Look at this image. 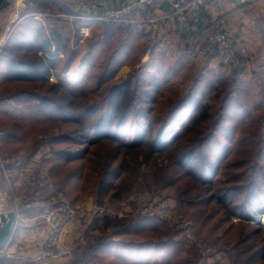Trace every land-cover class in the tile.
Segmentation results:
<instances>
[{
	"label": "trees",
	"instance_id": "obj_1",
	"mask_svg": "<svg viewBox=\"0 0 264 264\" xmlns=\"http://www.w3.org/2000/svg\"><path fill=\"white\" fill-rule=\"evenodd\" d=\"M32 3L35 12H75L69 0ZM84 22L92 35L81 55L56 24L26 17L17 25L0 54V148L14 137L13 152L25 162L39 154L38 167L67 199L92 197L97 207L86 236L105 234L91 241L93 264H159L162 250V264H215L209 258L216 252L230 264H264L262 223L249 222L251 213L264 214V68L251 80L241 78L246 69L225 63L217 72L197 70L188 46L172 53L134 24ZM193 32L182 31L185 44ZM148 46V60L117 77L124 65H138ZM78 58L89 71L74 90L61 78ZM188 84L187 92L178 90ZM161 97L167 109L157 106ZM36 171L41 178L18 202L23 213L26 203L53 195ZM130 172L161 200L175 199L185 227L136 205L122 215L100 213L123 196ZM39 190L46 195L38 197Z\"/></svg>",
	"mask_w": 264,
	"mask_h": 264
},
{
	"label": "crops",
	"instance_id": "obj_2",
	"mask_svg": "<svg viewBox=\"0 0 264 264\" xmlns=\"http://www.w3.org/2000/svg\"><path fill=\"white\" fill-rule=\"evenodd\" d=\"M124 1L126 0H78L75 1L78 3L74 4V6H76L75 12L70 14L68 12H35L33 10L32 0H17L14 7L10 6L0 12V26L2 30L5 24L9 21L20 20L17 22L18 25L23 22L26 17H31L34 20L42 21L46 28L50 24H56L62 36L71 40L74 37L70 38L62 32L61 29L63 21L59 20H66L63 22L64 26H66L65 23L70 25L72 28L74 25L75 34L79 26L86 24V22H84L85 19L79 17L70 20L69 18L66 19L62 15L88 16L101 10L103 7H117ZM173 1L174 0H163L160 9L157 11L148 10L143 18L144 21L136 24V28H144L145 31L149 30L152 39L156 41L158 47L164 50H167V48L164 46L165 42L162 41L163 37L170 40L175 37V40L178 41V43L183 41V38L181 37L182 31H180L177 27L174 16H172L171 13ZM253 1L254 3L252 7H245L236 3L234 0H206L201 9L202 16L207 17L215 27L228 33L229 36L234 39V43L237 47L247 46L250 56H248L249 64L246 67L247 71L245 70V72L242 73V75L246 74L243 77L245 80L252 79V72L256 67L262 66L264 68V0ZM250 9H253V11L248 12ZM161 16H163L162 19H160ZM45 20H49V22H47L48 25L45 23ZM81 22H83V24ZM17 25L15 29L18 27ZM195 29H197V27L191 30L194 31L193 33L195 34L192 40L185 44L188 46L187 50L190 57L196 61L201 59V57H206V62L209 63V66L206 65L205 68L217 72L219 69V64L217 63L224 64V59L204 43H201L200 41L197 42V36L200 31L198 32ZM73 41L74 40L72 39V42ZM73 46L80 49V55L84 53L85 48L83 46L85 45H81L79 41H77V44ZM257 47H261V49H256ZM192 48L193 52L191 51ZM148 58H146L144 54L138 65H124L122 68H125V71L129 72V68L133 67L132 72L130 73L131 75L133 71L139 65L144 64ZM76 61L78 63L81 59L78 58ZM38 158L39 154L27 162L28 164L37 162ZM35 166H37V163ZM42 170L45 172L44 169ZM15 182L16 181H14V183ZM14 183L12 181H8V186L12 193H15V190H19L21 192L25 190V185L20 186L18 190L15 189L13 186L17 187V185ZM5 191L8 195L7 190ZM12 202L13 200L10 199L7 205L12 204ZM46 202H44L42 207H37L35 205L39 204V201H32L23 206L25 211L23 213L24 218L19 220L16 225L12 238L8 244L9 254L4 256L1 264H70L72 259L78 256L76 255V250L78 249L77 246L80 244L81 246L84 245L82 241L87 237V224L79 220H72L63 224L60 241L56 242L54 246L55 251L58 252L57 256L43 255V246L50 233V227L46 222V227L44 225H39L35 218L43 217L41 215H43L45 209L48 208H46ZM31 205L33 206L30 207ZM41 208H44L43 212H39Z\"/></svg>",
	"mask_w": 264,
	"mask_h": 264
},
{
	"label": "rangeland",
	"instance_id": "obj_3",
	"mask_svg": "<svg viewBox=\"0 0 264 264\" xmlns=\"http://www.w3.org/2000/svg\"><path fill=\"white\" fill-rule=\"evenodd\" d=\"M70 1L74 2V4L78 3V2H75L78 0H70ZM16 2H17V0H12L11 6L14 7ZM252 6H249V7H252ZM74 7H76V6H74ZM252 11H253V9H250V11H248V12H252ZM62 16L65 17L66 19H68V17L71 15L64 14ZM59 21L64 22L66 20H59ZM47 22H49V20H47V21L45 20V23L48 25ZM63 22H62V29H61L62 32L65 35L69 36L70 38L74 37L72 39L75 41L76 36L74 34V25H73V28L70 25H67L66 23H65L66 26H64ZM71 25H72V23H71ZM223 32H225V31H223ZM226 34L229 36L228 33H226ZM263 37H264V35H263ZM229 38L233 41V44H234L237 52H240V53L244 52L245 54L244 53L243 54H244V56H247V58H248V56H250V52H249L247 46L237 47L234 43L235 42L234 39L231 36H229ZM72 39H71V42H72ZM162 41L165 42L164 46H165V48H167V51H169V52L174 53V52H177L181 49H186L185 42L181 41L178 43V41L175 40V37H173L171 40L163 37ZM79 43L81 45H85L84 42H82V43L79 42ZM75 44H77V42H75V43L72 42V45H75ZM83 47L85 48V46H83ZM241 48H243L245 51H240ZM256 49L260 50L261 47H257ZM146 51H147V49H146ZM146 51H145V53H146ZM253 52H254V50H253ZM207 63L208 62H206V57H201V59H199L198 61L193 59V62H192L193 68H196L197 70L200 68H204L206 65L209 66V63L208 64ZM217 64H219V68L221 65H224L223 63H217ZM248 64L249 63L247 60V65ZM214 67H216V66H214ZM132 69H133V67H130L129 72H127V71H125V68L124 69L122 68L118 72L117 77H119V78L128 77L130 75V73L132 72ZM88 71H89V65H87L86 62L81 61L79 64H77V62H74L73 64H71L67 67V70L63 73L61 79L64 83H66L72 89L79 90L86 80ZM245 75L246 74H243V75L241 74V78H243ZM51 79L57 80L58 78L55 76L54 77L51 76ZM190 85L191 84H188V85L182 86V87H178V90L182 93H185V92H187V90H189ZM156 104H157V106H159L163 109H167V107L169 106V101L167 98L161 97L157 100ZM14 141H15V138L13 137L12 141L10 142L9 148L7 150H3L0 148V157L4 160V163H5L4 166L6 169V171H5L3 169V167H1V165H0V191H1V193H6L5 190H7V192L10 191L9 193L11 196H17V195L21 196V198L19 199V201H20L22 199V195H25V192L19 191L18 190L19 187L22 185H25L26 190L30 191L31 187H28V186H33L36 183L37 179H40L41 177L36 178L37 171H33L34 175L32 177V180L29 183L24 184L25 182L19 176L20 174L17 173L20 171V167L22 168L21 171L23 172L27 168L29 169L31 167H35L36 163H37V165H39V162L37 161L34 163H30V164H28V162H26V163L21 162L20 164H15L16 158H20V157L18 156L19 154L14 153L12 150L13 146L11 143ZM159 161L160 160L157 159V162H159ZM144 168H145V165H141V171H143ZM7 170L11 176H9L8 178H5L6 176H5L4 172H7ZM39 175H40V173H39ZM47 177H48V180L58 183L57 181L53 180L51 177H49V176H47ZM125 179L124 180H125L126 184L129 186H128V189L124 192L123 196L120 199L108 201L104 206L98 207V209L100 210V213L107 212V213H111V214L122 215L123 213L129 212L132 209H134L135 207L132 205H136L137 208H140L142 210H151V212L159 214L163 218L169 220V222L172 226L176 225L178 227H185V225L189 222V221L186 222V221L181 219V208L175 199L170 198V197H166V198L161 200L160 197H158V195H153L150 192V190L147 188L142 176L130 172V174H127V178H125ZM8 181L9 182L12 181L13 183H14V181H16L15 183H16L17 187L16 186H13V187L15 189H17L18 191L15 190V193H13L15 195H13L11 190L9 189ZM47 188H48V183H47ZM37 192H39L38 197H44L46 195L45 191H43V190H39ZM11 199H13V198H11ZM57 200L58 199H53V197L46 200L47 202L42 200V199H39L38 200L39 204H35V205L37 207H40V206L42 207L44 202L49 203V204H52V202H53V204H54L57 202ZM68 200L71 201V202L70 201H68V202L71 203L70 205H72V206L87 207L91 211L96 209V207H97L93 203V199L90 195H82L76 199H68ZM58 201H60V200H58ZM14 205H15V203H14V199H13L12 204H9L8 206L12 207ZM32 206L33 205H31L30 207H32ZM36 206H34V207H36ZM54 206H58V205H54ZM18 207L21 210L20 206H18ZM47 207H50V205H47L46 208ZM44 208H41V210L39 212H43ZM21 212H22V210H21ZM91 214H93V213H91ZM251 215L253 216V219L249 220L251 225L255 224L257 222H261L262 227H263L261 232H262V234H264V220H263L264 214L251 213ZM35 219L37 220V223L39 225L45 226V220L43 217H38ZM232 219L238 220L239 217L234 215L232 217ZM18 222H17V224H18ZM185 230H186L188 239H191L192 236L190 234V231L188 229H185ZM102 235H105V234L100 231V234L98 236H95L94 234H90L88 237L84 238L82 241V243L84 245L81 246V244H80L77 246L78 249L76 250V252H77L76 255H78V256L76 258H73L70 264H78V263H80V264H93V262H94L93 258H91L89 261H86V262H83V258L88 255L89 248L92 247V245H93V243H91V241H94L96 237H101ZM156 237H157V241L160 242V240H161L160 235L157 234ZM197 245H201L199 241H198ZM201 249H202V252H204V253L205 252L207 253L209 251L208 246L205 244L201 245ZM156 261H158L159 264H162L166 261V252L164 250L157 252ZM209 261L211 263H215V264H230L229 256L223 252H216V253L212 254V256H210V258H209Z\"/></svg>",
	"mask_w": 264,
	"mask_h": 264
},
{
	"label": "built area",
	"instance_id": "obj_4",
	"mask_svg": "<svg viewBox=\"0 0 264 264\" xmlns=\"http://www.w3.org/2000/svg\"><path fill=\"white\" fill-rule=\"evenodd\" d=\"M236 3L243 5L245 7L252 6L254 1L253 0H234ZM163 0H126L122 2L117 7H103L101 10L93 13L92 15L88 16H78V15H71L69 19L75 18H83V19H94L103 21L106 23L111 22H119L125 24H139L140 22L144 21V16L148 10L157 11L161 8ZM206 0H174L172 3V16H174L175 22L177 27L180 31H188L194 29L196 26L201 24V30L197 36V42L204 43L210 48H214V51L217 52L219 56H221L225 64L231 68L232 66H239L241 68L246 69L247 67V56H244L243 53L237 52L233 41L229 38V36L223 32L221 29L215 27L210 20L202 16L201 9L204 6ZM163 16L160 17L162 19ZM18 21H9L0 33V54L2 52V48L8 39L12 36L15 27ZM78 41L83 42L85 38L90 37L92 35V27L88 24H83L78 27ZM193 52V48L191 49ZM240 51H245L243 48ZM151 53V46H148L147 51L145 53L146 58H148L149 54ZM240 53L241 57L238 58L237 54ZM23 159L17 158L15 164H20ZM4 160L0 157V165L6 171L4 166ZM17 172L20 174L19 176L25 183H29L33 177V171L39 170L40 176L46 177L48 179L47 172L43 171L41 168L37 166L27 168L23 172ZM6 178L11 176L7 170L4 172ZM51 193H53V199H58L61 201V204L58 206H50L45 209L43 213V218L45 222L50 227V233L44 242L43 248V255L47 256H57L58 252L55 251L54 246L56 242L60 241L61 232L63 229V224L67 223L72 220H79L83 223H88L91 220L92 214L94 210H90L87 207H80V206H72L71 203L68 202L63 189L60 185L54 181L48 180V188ZM13 194V193H12ZM10 198L14 199L15 205L12 206V209L15 210L16 213V223L14 225L13 231L15 230L16 224L19 220L24 218L23 213L18 207V201L21 196H11L8 192ZM15 195V194H13ZM12 199V200H13ZM9 236L7 241L4 243L2 248L0 249V264L2 259L5 255L9 254L8 244L10 239L12 238V234ZM90 247V246H89ZM94 251V244L92 247L89 248L88 255L83 258V262L89 261L93 255ZM80 264V263H78Z\"/></svg>",
	"mask_w": 264,
	"mask_h": 264
},
{
	"label": "water",
	"instance_id": "obj_5",
	"mask_svg": "<svg viewBox=\"0 0 264 264\" xmlns=\"http://www.w3.org/2000/svg\"><path fill=\"white\" fill-rule=\"evenodd\" d=\"M11 0H0V12L10 7ZM1 33V26H0ZM10 197L0 191V249L11 235L16 223V213L7 203Z\"/></svg>",
	"mask_w": 264,
	"mask_h": 264
},
{
	"label": "bare ground",
	"instance_id": "obj_6",
	"mask_svg": "<svg viewBox=\"0 0 264 264\" xmlns=\"http://www.w3.org/2000/svg\"><path fill=\"white\" fill-rule=\"evenodd\" d=\"M33 15V14H32ZM92 20V19H91ZM83 24V22H81ZM80 24V23H79ZM78 26V25H77ZM76 34V33H75ZM8 42V41H7ZM264 220V219H263Z\"/></svg>",
	"mask_w": 264,
	"mask_h": 264
}]
</instances>
